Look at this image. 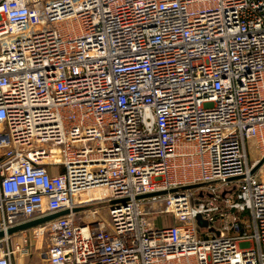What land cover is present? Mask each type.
Returning a JSON list of instances; mask_svg holds the SVG:
<instances>
[{
  "label": "built area",
  "instance_id": "built-area-1",
  "mask_svg": "<svg viewBox=\"0 0 264 264\" xmlns=\"http://www.w3.org/2000/svg\"><path fill=\"white\" fill-rule=\"evenodd\" d=\"M263 156L264 0H0V264H264Z\"/></svg>",
  "mask_w": 264,
  "mask_h": 264
},
{
  "label": "rangeland",
  "instance_id": "rangeland-1",
  "mask_svg": "<svg viewBox=\"0 0 264 264\" xmlns=\"http://www.w3.org/2000/svg\"><path fill=\"white\" fill-rule=\"evenodd\" d=\"M93 209H97V217L98 218H101L103 220H107V204L105 202H93L92 204L87 206V209H86L87 216L85 217V221L93 220L92 217L90 216V212ZM150 217L156 218L157 216H150ZM244 218L246 219L247 217L245 216ZM171 223H172V221H171ZM197 224H198V221H197ZM30 233L31 232H26L23 235L28 236ZM20 236L21 235L18 234L17 236L11 237V239L9 240V246L11 245V243L15 244L16 242H20L21 241ZM45 248H46L45 240H43V241H40V239L31 240V246L29 249L30 256L26 257L25 260L30 259V258H32V259H30L28 261H24V263H23V258H22L23 256L20 253L16 252L14 255L13 264H25V263H29V262H33V264H43L41 257H43V252L45 251ZM40 254L42 256H40Z\"/></svg>",
  "mask_w": 264,
  "mask_h": 264
},
{
  "label": "water",
  "instance_id": "water-1",
  "mask_svg": "<svg viewBox=\"0 0 264 264\" xmlns=\"http://www.w3.org/2000/svg\"><path fill=\"white\" fill-rule=\"evenodd\" d=\"M263 162H264V156L253 167V169L251 170V173L252 174L255 173L260 168V166L263 164ZM231 180H235V179H230L229 181H231ZM170 192H175V191L172 190ZM165 194H166V192H159V193H154V194L141 196V197H139V199H146V198H151V197H155V196H163ZM66 214H67V211H63V212L55 213L53 215H50V216H47V217H44V218H41V219H36V220L30 221V222H27V223H24V224H21V225H17L15 227L10 228L6 232V235L7 236L15 235L17 233H20V232L29 230L31 228H34L36 226L42 225L44 223H47V222H49L51 220H54L56 218L62 217L64 215H66ZM197 221H198V225L200 227H205L206 226V224L204 222H202L199 217H197ZM2 237H3V234L0 233V238H2Z\"/></svg>",
  "mask_w": 264,
  "mask_h": 264
},
{
  "label": "crops",
  "instance_id": "crops-1",
  "mask_svg": "<svg viewBox=\"0 0 264 264\" xmlns=\"http://www.w3.org/2000/svg\"><path fill=\"white\" fill-rule=\"evenodd\" d=\"M171 223V219H170V217L169 216H162V217H159L155 222H154V225L155 226H157V227H160V226H163V225H168V224H170ZM18 234H16V235H12L13 237L14 236H17ZM21 238V237H20ZM29 249H30V247L28 248V252H27V254H21L23 257V263H24V261H28V260H30V259H32V258H30V259H27V260H25V258L26 257H29L30 256V252H29ZM44 253V252H43ZM40 256H42L41 254H40ZM21 258V259H22ZM41 259H42V263L43 264H46L45 263V258H44V255H43V257H41ZM25 264H33V262H29V263H25Z\"/></svg>",
  "mask_w": 264,
  "mask_h": 264
},
{
  "label": "bare ground",
  "instance_id": "bare-ground-1",
  "mask_svg": "<svg viewBox=\"0 0 264 264\" xmlns=\"http://www.w3.org/2000/svg\"><path fill=\"white\" fill-rule=\"evenodd\" d=\"M102 192H100V191H92L91 193H89L88 195H86V196H84V195H82L81 197H93V196H97L98 197V195H100Z\"/></svg>",
  "mask_w": 264,
  "mask_h": 264
}]
</instances>
